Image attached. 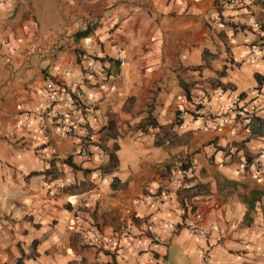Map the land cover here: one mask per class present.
I'll use <instances>...</instances> for the list:
<instances>
[{
    "label": "crops",
    "instance_id": "1",
    "mask_svg": "<svg viewBox=\"0 0 264 264\" xmlns=\"http://www.w3.org/2000/svg\"><path fill=\"white\" fill-rule=\"evenodd\" d=\"M223 1L0 3V264H264L263 116L242 128L205 129L196 117L182 130L175 125L185 97L180 82L190 104L206 98L201 111L209 113L264 88V64L247 60L243 48L251 33L244 17L264 25V0H243L236 9ZM87 26L91 33L75 40ZM82 53L115 63V80L89 86L77 64ZM48 79L77 95L84 122L65 138L47 122L53 152L36 140V120L19 126L25 114L47 106ZM73 80L76 89L69 88ZM108 123L113 136L100 141ZM111 151L115 166L94 186ZM243 159L255 168H242ZM174 163L195 166L190 192L168 182ZM60 183L63 190L48 193L47 185ZM162 189L169 198L151 205ZM82 202L78 227L73 212ZM188 210L205 238L185 230ZM91 227L128 229V250L96 256L81 247L79 237Z\"/></svg>",
    "mask_w": 264,
    "mask_h": 264
},
{
    "label": "built area",
    "instance_id": "2",
    "mask_svg": "<svg viewBox=\"0 0 264 264\" xmlns=\"http://www.w3.org/2000/svg\"><path fill=\"white\" fill-rule=\"evenodd\" d=\"M11 0H0L6 2ZM243 0H224L223 5L232 9L240 8ZM217 23V21H214ZM244 26L249 28L250 35L244 38V54L247 60L264 64V25L256 21L252 16L244 17ZM2 44H6L5 39H1ZM240 61H237L239 63ZM117 65L122 63L121 60H117ZM77 64L80 68V72L85 77V82L89 86L103 85L115 80V73L112 68L115 67V63L109 64L105 62L104 57L100 54L92 57L85 53L79 54ZM54 75L59 74V70L54 68ZM80 84L77 80H73L71 89H76ZM82 84V83H81ZM44 97L47 100V106L43 109H39L33 112H29L21 119L19 126L21 128H27L32 120H36V127L39 132V136L36 138L41 144L53 152V148L50 144L48 136V124L53 123L58 130V134L65 138L71 136L77 128L84 126V122L80 119L78 112L80 111L77 105V95L75 93L67 91L64 86H59L51 79L44 82ZM206 98L202 97L196 100L194 104H190L185 97L178 99L177 108L175 111V125L178 130H182L185 123L189 118L196 117L205 129L217 130L223 126H229L230 128H242L245 125L250 124L257 114H261L264 118V88L258 87L252 90L250 98L246 101L245 97L235 95L232 97L226 106V108L219 113H209L201 111ZM190 108V109H188ZM188 110H191L189 112ZM99 155H105L103 150H99ZM264 149L259 151V156L263 155ZM181 163H174L170 167V171L167 174L168 182L175 183L177 188L182 192H190L192 190L190 184L187 182L189 174L195 169L193 164H189L183 171L179 170ZM185 164V163H182ZM242 168H255V162H249L243 159L241 162ZM106 173L98 170L95 175L94 186L100 185L105 177ZM65 188V184H57L55 187H49L47 185V191L51 195H55L58 191ZM145 192H148V186L143 188ZM91 190H88L90 193ZM158 198H152L151 205L157 206L159 200H166L169 198V193L162 189ZM87 206V202H82L79 209L74 210L73 216L76 220V226H80L82 218V209ZM185 230L190 234L198 238H205V232L199 227V223L196 219L194 211H189L186 215V219L183 222ZM131 234L128 229H118L113 234H106L100 230L91 227L88 228L84 234L79 237V245L83 248L93 249L96 256L101 255L103 252H107L113 256H120L128 250L125 240L130 238ZM153 241L159 240L157 236L152 237ZM198 256L201 258L202 253Z\"/></svg>",
    "mask_w": 264,
    "mask_h": 264
},
{
    "label": "trees",
    "instance_id": "3",
    "mask_svg": "<svg viewBox=\"0 0 264 264\" xmlns=\"http://www.w3.org/2000/svg\"><path fill=\"white\" fill-rule=\"evenodd\" d=\"M91 31H92V28L90 26H87V27L84 28V30H78V31H76V33L73 35V38L75 40L80 39V38H86L91 33ZM180 87H181V89L184 92L185 98H188L189 97V93H188V88L186 87V85L184 83H181L180 82ZM145 121H146V123L150 127H156L155 122H153V120H150V118L148 116L145 119ZM111 128H112V124L111 123H108L107 127L102 128L100 130L101 133L102 132L104 133L103 134V137L100 138V141H104L105 139H108V137L113 136L112 134L109 133V131H110ZM99 147H101L102 149H104V147L101 146V145ZM113 151L107 153L108 164L105 165L104 167H101L100 168L101 171L104 172V173L110 172V170H112L114 168V166H115L116 158L114 156ZM65 164L67 166L71 167L72 169H75V167L72 164H70V161L69 160H65ZM186 166H187L186 164H182L181 163L180 166H179V170L180 171H183L186 168ZM111 183H112L111 184L112 185V188H115V186H114V180H112ZM16 264H19V261H17Z\"/></svg>",
    "mask_w": 264,
    "mask_h": 264
}]
</instances>
